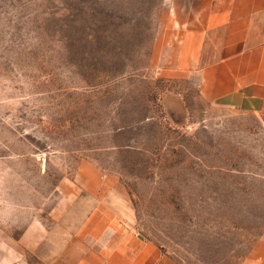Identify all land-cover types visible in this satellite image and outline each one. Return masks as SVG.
<instances>
[{
	"label": "rangeland",
	"instance_id": "1",
	"mask_svg": "<svg viewBox=\"0 0 264 264\" xmlns=\"http://www.w3.org/2000/svg\"><path fill=\"white\" fill-rule=\"evenodd\" d=\"M183 1L0 0V202L47 217L70 196L77 215L123 214L177 264L244 261L264 234V114L156 71ZM166 92L185 102L180 123Z\"/></svg>",
	"mask_w": 264,
	"mask_h": 264
},
{
	"label": "crops",
	"instance_id": "2",
	"mask_svg": "<svg viewBox=\"0 0 264 264\" xmlns=\"http://www.w3.org/2000/svg\"><path fill=\"white\" fill-rule=\"evenodd\" d=\"M170 9L151 54L156 71L172 78L196 75L205 101L264 114V0H188ZM162 106L172 121L185 119L180 95L164 93ZM68 199L62 214L55 209L47 217L1 201L0 264H29L26 251L51 264H177L123 214L90 204L77 215ZM19 210L22 216L15 214ZM241 264H264V234Z\"/></svg>",
	"mask_w": 264,
	"mask_h": 264
}]
</instances>
